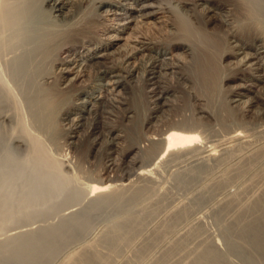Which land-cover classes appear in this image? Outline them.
I'll list each match as a JSON object with an SVG mask.
<instances>
[{
    "label": "bare ground",
    "instance_id": "1",
    "mask_svg": "<svg viewBox=\"0 0 264 264\" xmlns=\"http://www.w3.org/2000/svg\"><path fill=\"white\" fill-rule=\"evenodd\" d=\"M232 10L237 20L231 18ZM220 11L225 26L235 30H229V38L210 39L204 28L216 22ZM192 20L202 23V37L213 50L182 35ZM239 26L243 34L237 32ZM178 67L187 73L180 78L199 87L206 99L198 110L182 109L179 119H164L152 130L173 96L158 88L159 77ZM140 69L149 110L140 126L147 131L139 133L132 109L123 113V129L112 126L100 133L90 126L84 131V115L103 103L121 102L115 96L127 90ZM253 108H258L260 125L244 117H252ZM212 123L224 129L221 138L203 134L214 131ZM1 140L38 156L59 174L64 168H81L88 156L102 150L106 163L95 172L87 170L82 183L95 206L118 201L124 190L146 191V185L133 181L152 180L163 163L175 162L184 175L197 165L210 166L218 156H233L231 176L241 182L229 191L227 244L247 262L264 264V0H0ZM83 141L88 142L85 150ZM253 162L263 163L254 173ZM117 168L124 170L121 177L112 174ZM259 173L261 185L246 196L247 180ZM9 240L4 242L14 246ZM212 248L221 250L219 244ZM75 252L68 255L71 264H88L93 257Z\"/></svg>",
    "mask_w": 264,
    "mask_h": 264
},
{
    "label": "rangeland",
    "instance_id": "2",
    "mask_svg": "<svg viewBox=\"0 0 264 264\" xmlns=\"http://www.w3.org/2000/svg\"><path fill=\"white\" fill-rule=\"evenodd\" d=\"M221 13L215 23L204 28L208 32L201 29V22L192 20L186 29H182V35L213 50L209 47L210 42L203 39V31L212 39L235 30L225 26ZM230 16L237 20L234 10ZM237 32L243 34L240 26ZM215 56L219 62V53L215 52ZM226 61L221 59L220 64ZM223 71L228 74L230 67ZM181 75H187L182 67L160 75L158 88L169 90L173 96L169 98L170 105L152 123V130L161 127L164 119H179L182 109L189 113L203 106L199 103H204L205 93L190 81H183ZM144 78L145 72L140 69L128 80L127 90H121L115 96L121 102L115 105L106 102L92 113H86L82 129L88 131L90 126H97L100 133L112 126L123 129L126 125L123 113L125 109H132L136 112L133 123L138 125L139 133L146 132L147 129L140 126L149 112L148 87ZM222 84L226 88L227 85ZM196 96L199 99L196 100ZM257 109L253 108L252 117L244 116L252 125L263 122L256 113ZM27 123L23 122L25 128L29 127ZM212 127L213 132L203 131V134L208 139L221 138L224 129L219 124ZM25 128L22 126V132ZM81 147L87 149L88 142L83 141ZM97 153L88 156V163L81 168H64L59 174L38 156L13 150L0 141V264H71L74 261L68 257L71 251L91 253L93 257L88 264H252L227 244L230 190L241 182V178L231 176L233 156H218L210 166L197 165L184 175L178 172L180 169L175 162L163 163L151 174L152 180L133 181L134 185L148 187L144 189L146 191L142 190L143 193L137 191L135 196V190H124L119 193L117 203L112 201L95 206L86 197L82 183L88 171L95 172L106 163L102 150ZM262 165L251 163V172L259 170ZM123 172L122 168H117L112 174L121 177ZM261 174L247 180L250 186L246 196L261 185ZM130 192L134 193L133 197ZM11 238L14 246L8 247L9 243L4 241ZM21 239L24 243L20 245ZM213 243L219 244L221 250L212 251ZM251 251L256 253L253 248Z\"/></svg>",
    "mask_w": 264,
    "mask_h": 264
}]
</instances>
